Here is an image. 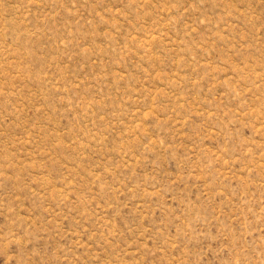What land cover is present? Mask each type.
I'll use <instances>...</instances> for the list:
<instances>
[{
    "label": "rangeland",
    "instance_id": "1",
    "mask_svg": "<svg viewBox=\"0 0 264 264\" xmlns=\"http://www.w3.org/2000/svg\"><path fill=\"white\" fill-rule=\"evenodd\" d=\"M0 264H264V0H0Z\"/></svg>",
    "mask_w": 264,
    "mask_h": 264
}]
</instances>
